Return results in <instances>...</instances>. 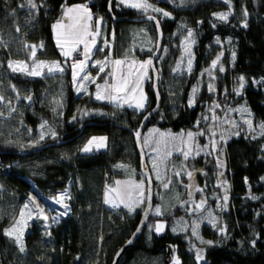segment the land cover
<instances>
[{"label":"trees","instance_id":"1","mask_svg":"<svg viewBox=\"0 0 264 264\" xmlns=\"http://www.w3.org/2000/svg\"><path fill=\"white\" fill-rule=\"evenodd\" d=\"M24 1L0 0V97L10 100V109L13 102L16 104L9 112L0 100V264H111L117 249L137 226L141 209L108 205L105 189L118 161L130 159L141 166L134 130L156 102L153 74L150 69L146 80L149 104L138 111L127 104L97 99L91 92L76 93L68 62L62 71L43 75L14 71L9 58L17 45L10 31L19 35V43L41 42L42 56L68 59L56 43L53 22L62 16L67 3L77 0H35L38 10L30 23L16 17ZM235 1L237 7L248 8L244 23L242 17L217 18L212 10L219 5L201 0L176 8L174 17L159 18L162 36L173 32L181 18L196 26V68L202 65L207 43L215 35L231 36L232 56H225L221 82L232 84L243 76L242 99L256 120L264 119V0ZM89 4L92 11L102 13L114 25L115 54H129L127 32L132 19H114L113 15L141 12L118 0H112L111 9L109 0H90ZM153 27L156 31L154 22ZM170 60L171 55L160 54L155 61L162 103L146 127L157 124L178 130L191 126L208 96L207 87H203L191 105L188 100L194 75L173 74ZM88 120L93 122L86 123ZM42 122L48 134L40 133ZM95 132L107 133V146L83 150L82 145ZM225 146L232 189L225 231L205 227L214 241L204 245L199 257L189 240L173 232L168 223L159 232L148 230L145 224L118 264H264V194L255 199L250 194L264 190V135L239 133ZM68 182L69 211L48 228L41 219L33 218L24 234V246L18 245L5 227L14 220L29 192L55 194ZM175 254L180 258L178 263L173 261Z\"/></svg>","mask_w":264,"mask_h":264},{"label":"rangeland","instance_id":"2","mask_svg":"<svg viewBox=\"0 0 264 264\" xmlns=\"http://www.w3.org/2000/svg\"><path fill=\"white\" fill-rule=\"evenodd\" d=\"M199 1L201 0H124L121 3L118 0V3L129 6L134 3L150 5L146 9L133 8L141 13H154L162 19L174 17L176 8H184ZM89 2L90 0H77L67 3L63 15L53 22V26L56 25L55 40L63 54L68 52L71 56L77 49H82L84 53L83 70L72 67L75 92L78 94L91 92L95 98L97 94L103 97L118 96L117 100L107 98L102 100L131 105L138 111L145 110L149 104L146 89V80L150 77L149 61L158 36L152 20H132L128 25L127 34L130 39L128 53L130 56L145 58L134 68L126 55L115 54L114 25L102 13H98L95 19L92 18L93 11ZM213 2L219 5L212 10L213 15L227 14L226 20L230 17H242L241 22H245L248 14L246 6L237 7L235 0ZM33 3L36 5L35 8L29 6L28 0L22 2L24 8L16 11L17 20L30 23L35 19L38 3L35 0ZM68 8H72L73 11L67 12ZM214 16L219 18L218 15ZM197 31L196 26L189 24L184 18L179 19L176 29L167 33L164 38L162 36L160 54L171 55L170 67L173 74L183 76L186 73H193L194 82L188 100L191 105L196 102L200 90L207 87L208 96L203 102L198 119L193 125L178 130L150 124L144 129L142 139L146 159L154 178L155 195L146 222L147 229L159 232L168 223L173 232L182 233L189 240L195 252L201 257L204 245L214 241V237L208 234L205 227L217 229L220 233L226 229L228 206L232 200L231 182L226 168V141L239 133L264 135V128L261 127L264 125V119L256 120L248 104L242 99L245 80L241 81L240 77L243 76L235 79L232 84L221 82L223 71L226 69L225 56L227 54L229 57L232 56L231 36L215 35L207 43L202 65L196 68ZM10 32L11 36L15 37L17 45L15 54H11L9 58L14 69L27 74L38 71L43 75L49 72L48 68L53 62H58L62 70L68 62L67 58H64L63 62L57 57L42 56L39 51L41 42L30 40L19 43L21 41L19 35ZM9 36L7 34V38ZM86 45L90 49L87 56ZM97 47V54L93 55ZM116 61L120 63L117 64ZM213 61H216L215 65ZM100 67L104 68L103 72L100 71ZM74 73L77 74L75 79ZM85 76L88 79H83ZM125 82L130 89L128 91L116 92L111 88L113 84H120L123 87ZM1 97L2 108L10 109V100L8 101L5 96ZM14 108L15 102L9 112ZM86 113L89 114L90 111L86 110ZM44 122L41 123L39 131L41 134H48V127ZM189 132L193 133L191 138L187 135ZM89 141L92 143L89 144ZM106 146L107 133L95 132L84 142L82 149L92 150L94 147L102 149ZM184 153L188 155L185 156ZM114 170L112 182L108 183L105 189V202L111 206H127L131 210L140 208L142 211L147 200V180L141 166L126 159L118 161ZM164 185L168 187L165 188ZM69 187L70 182L55 194L29 192L14 220L5 227V232L8 235L11 233L9 236L18 245L24 246V234L33 218L41 219L48 228L69 211ZM250 194L258 197L264 194V190L251 191ZM64 205H67V208ZM157 208L160 209L159 213L156 211ZM173 261L175 263L180 261L177 254L174 255Z\"/></svg>","mask_w":264,"mask_h":264},{"label":"water","instance_id":"3","mask_svg":"<svg viewBox=\"0 0 264 264\" xmlns=\"http://www.w3.org/2000/svg\"><path fill=\"white\" fill-rule=\"evenodd\" d=\"M111 3L112 0H109V8L111 7ZM111 9V8H110ZM120 17H127L129 19L132 20H145V19H151L156 26L157 29V43H156V47L154 52L151 54L150 57V69L152 71L153 74V88L154 91L156 93V102L155 104L150 107L149 109L146 110V112L144 113L141 122L139 124V126L137 127L136 130H134V137H135V142L137 145V148L139 150L140 153V157H141V168L142 171L146 177L147 180V200L145 202V206L141 211V216H140V220L137 224V226L135 227V229L133 230V232L131 233V235L124 241V243L117 249V251L115 252V256L114 259L112 261L111 264H118L120 258L122 257V254L124 252V250L126 249V247H128L130 244H132L136 238L141 234V232L144 229V226L147 222V219L149 217L150 214V209L152 207L153 204V199H154V180L152 177V173H151V169L149 167L148 161L146 159V154H145V149L143 146V139H142V133L146 127V124L148 123L150 117L152 116V114L161 106L162 103V99H161V95L159 93V89H158V78H159V73L156 67V59L158 58V56L161 53V49H162V28H161V23H160V19L158 18V16L154 13H141V14H135V15H113L114 19H118ZM93 122V120H88L86 121V123H90ZM85 124V123H84ZM137 133H139V135H137Z\"/></svg>","mask_w":264,"mask_h":264},{"label":"snow or ice","instance_id":"4","mask_svg":"<svg viewBox=\"0 0 264 264\" xmlns=\"http://www.w3.org/2000/svg\"><path fill=\"white\" fill-rule=\"evenodd\" d=\"M120 2L123 3L124 0H120ZM28 4H29V6H30L31 8H35V7H36V5L33 3V0H28ZM130 6H131V7H135V8H144V9L150 7V5H147V4H143V5H142V4H136V3L131 4ZM72 11H73L72 8H68V9H67V12H69V13L72 12ZM85 11H87V10H85ZM157 11H159V10L157 9ZM164 15H168V13H164ZM214 15H218L219 18L222 19V20H226V19H227V14H214ZM245 26H246V25H245ZM53 27L55 28L56 25H54ZM189 35H191V33H189ZM89 51H90V49H88V48H87V45H86V46H85V56H87V54H88ZM33 55H35V53H33ZM64 55H65V56H69L70 53L65 52ZM99 63H100V62H97V64H99ZM116 63L119 64L120 61H116ZM149 63H150V61H149ZM190 64H191V62H189V66H190ZM215 64H216V61H213V65H215ZM10 66H11V65H10ZM76 67H79L80 70H83L84 62L81 61L79 66H77V65L74 64V65H73V68L75 69ZM13 70L15 71L16 69H13ZM222 70H223V69H221V71H222ZM48 71H49V72H53V71H62V69L60 68L58 62H53L52 66L48 68ZM100 71L103 72V71H104V68H103V67H100ZM29 74H30V75H40V72H38V71H32V72H29ZM76 75H77V74L74 73V79L76 78ZM83 79H88V77L85 76V77H83ZM240 80L243 81L244 78H243V77H240ZM111 88L114 89L116 92H122V91H128V90H130V89L128 88L126 82L124 83V86H123V87H121L120 84H113V85H111ZM193 91L195 92V89H194ZM96 98H97V99H105V98H107V99H110V100H117V99H119L118 96L109 95L108 97H103V96H100L99 94H97V97H96ZM2 99H3V98L0 97V100H2ZM29 99H30V98H29ZM130 106H131V105H130ZM137 107H143V105H137ZM261 127L264 128V125H261ZM137 135H139V133H137ZM187 135H188V137L191 138V137L193 136V133L189 132V133H187ZM91 143H92V141H89V144H91ZM84 150H85V151H89L90 149H89V148H85ZM184 155L187 156L188 153H184ZM189 175H191V174L189 173ZM164 187L167 188L168 185H164ZM253 198L255 199V197H253ZM57 202H60V201H57ZM64 207L67 208V205H64ZM156 211H157V213H159V212H160V209L157 208ZM45 219H47V217H45ZM53 219H55V218H53ZM159 227H160V226H158V229H157V230H159ZM9 235H11V233H9ZM21 250H23V249L21 248ZM198 259H199V257H198Z\"/></svg>","mask_w":264,"mask_h":264},{"label":"built area","instance_id":"5","mask_svg":"<svg viewBox=\"0 0 264 264\" xmlns=\"http://www.w3.org/2000/svg\"><path fill=\"white\" fill-rule=\"evenodd\" d=\"M96 11L92 12V17L94 18V16L96 15ZM81 61H84V53L82 51V49H77L73 52V54L68 58V63L73 66L80 64Z\"/></svg>","mask_w":264,"mask_h":264},{"label":"crops","instance_id":"6","mask_svg":"<svg viewBox=\"0 0 264 264\" xmlns=\"http://www.w3.org/2000/svg\"><path fill=\"white\" fill-rule=\"evenodd\" d=\"M63 15V14H62ZM96 18V16H95ZM53 34H54V38H55V32H54V27H53ZM71 54V53H70ZM73 54V53H72ZM127 56V58L130 60V64L133 65L134 68H136V66L139 65V63L145 59L143 57H134V56H130V54H125ZM68 57V56H67ZM123 103V102H122ZM91 136V135H90ZM95 148V147H94ZM93 148V149H94Z\"/></svg>","mask_w":264,"mask_h":264},{"label":"flooded vegetation","instance_id":"7","mask_svg":"<svg viewBox=\"0 0 264 264\" xmlns=\"http://www.w3.org/2000/svg\"><path fill=\"white\" fill-rule=\"evenodd\" d=\"M141 14V13H140ZM159 18V17H158Z\"/></svg>","mask_w":264,"mask_h":264}]
</instances>
